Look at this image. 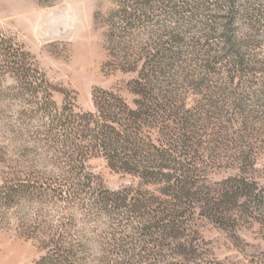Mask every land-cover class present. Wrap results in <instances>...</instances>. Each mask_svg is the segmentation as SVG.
I'll list each match as a JSON object with an SVG mask.
<instances>
[{"label":"rangeland","instance_id":"374dc122","mask_svg":"<svg viewBox=\"0 0 264 264\" xmlns=\"http://www.w3.org/2000/svg\"><path fill=\"white\" fill-rule=\"evenodd\" d=\"M176 1V8L167 14L165 4L158 5L145 21L125 26L117 13L119 0H0V35L31 55L51 86L56 108L69 103L75 112H92V93L99 89L118 93L133 107L136 96L128 83L137 77L138 68L136 64L135 70L126 71L125 61L138 60L139 65L153 48L178 46L182 54L173 65L170 88L176 107L183 100L184 111L199 120L196 130L202 138L193 141L189 152L199 163L195 187L204 193L214 191L221 181L240 173L239 159L246 153L259 163L245 167L244 176L263 186L264 0H210L197 11ZM224 43L237 45L245 55L243 75L213 64L219 60H210V70L205 67L199 51ZM10 84L5 78L0 84V182L12 175L23 179L43 173L56 179L55 161L31 140L29 122H15L20 106L12 98ZM84 165L92 189L157 190L110 169L103 158H90ZM45 201H21L0 209V264H33L44 254L42 241L52 229L68 223L85 247L88 264H99L105 257L118 260L112 251L120 242L121 250L142 254L134 246L139 226L129 223L130 215L103 216L88 202ZM182 239L203 262L264 264V225L259 223H240L232 232L195 217ZM174 244L153 253L165 254ZM128 261L139 264L137 259Z\"/></svg>","mask_w":264,"mask_h":264},{"label":"trees","instance_id":"16d2710c","mask_svg":"<svg viewBox=\"0 0 264 264\" xmlns=\"http://www.w3.org/2000/svg\"><path fill=\"white\" fill-rule=\"evenodd\" d=\"M189 1L193 2L184 4L178 0L182 6H193L195 11L204 8L210 0ZM119 2L118 16L127 26L148 19L158 5L165 4L167 14L176 8L177 1ZM191 18L190 15L188 20ZM224 44L220 48L209 47L204 53L199 51V56L205 57V67L210 70V60H219L213 64L220 63L223 69L229 68L228 72L232 69L243 75L245 55L238 51L237 45ZM153 49L139 65L138 60L136 63L128 59L124 63L126 71L135 70L136 64L138 68L137 77L128 83L130 93L136 96L133 107L118 93L99 89L92 93V112H75L69 103L56 108L51 100V86L31 55L0 35V84L4 78L11 82L8 88L20 106L15 122L19 125L29 122L31 140L51 155L57 172L56 179H52L53 174L44 173L23 179L13 175L4 178L0 182V209L8 210L21 201L54 200L68 204L78 201L88 202L92 210L103 216L130 215L129 223L139 226L134 246L142 254L132 256L120 249V242L112 251L118 260L111 262L105 257L99 264H128L132 259H137L139 264H222L214 260L203 262L182 238L195 217L232 232L240 223L264 225V185L259 186L244 176L245 167L253 168L259 162L254 155L246 153L239 159L240 173L221 181L217 189L204 193L195 187L193 179L199 163L190 158L189 152L193 141L202 138L196 130L199 120L195 121L184 111L183 100L179 99L176 107L170 88L173 65L182 53L178 52V46L169 44ZM95 157L103 158L116 172L157 187L156 192L92 189L84 164ZM73 230L71 223L50 230L46 241H42L44 254L33 264H88L85 247L77 241ZM178 240L182 241L177 243ZM173 242L169 252L153 253Z\"/></svg>","mask_w":264,"mask_h":264}]
</instances>
